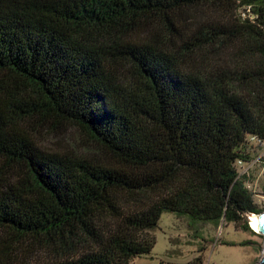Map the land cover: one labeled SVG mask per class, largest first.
I'll return each mask as SVG.
<instances>
[{"label": "trees", "instance_id": "1", "mask_svg": "<svg viewBox=\"0 0 264 264\" xmlns=\"http://www.w3.org/2000/svg\"><path fill=\"white\" fill-rule=\"evenodd\" d=\"M71 127L94 147L38 145ZM251 138L264 0H0V264H132L165 212L248 223L264 213L235 168Z\"/></svg>", "mask_w": 264, "mask_h": 264}, {"label": "rangeland", "instance_id": "2", "mask_svg": "<svg viewBox=\"0 0 264 264\" xmlns=\"http://www.w3.org/2000/svg\"><path fill=\"white\" fill-rule=\"evenodd\" d=\"M243 12L240 11L241 14ZM213 18L215 15L207 11L198 10L191 14L194 23H207ZM240 62L238 58L235 64ZM37 143L49 153H86L87 147H94L75 127L68 128L60 135L43 132L38 135ZM247 152L249 162H255L247 185L256 190V194H261L264 192V164L258 160L264 156V146L250 141ZM254 200L258 204L257 196ZM245 224L255 232L249 220L248 223L241 222L239 226L227 224L224 220L218 225L205 222L191 224L187 217L165 212L157 229L152 232L156 244L151 254L136 258L132 264H259L264 258V236L244 231ZM21 259L26 264H52L58 261L53 251L25 254Z\"/></svg>", "mask_w": 264, "mask_h": 264}, {"label": "built area", "instance_id": "3", "mask_svg": "<svg viewBox=\"0 0 264 264\" xmlns=\"http://www.w3.org/2000/svg\"><path fill=\"white\" fill-rule=\"evenodd\" d=\"M249 12H250L249 8L247 10H244V12H243L244 14L242 13V16L244 18L247 17V15H249ZM250 141H253V142H256L257 144H259L255 138H251ZM261 159L262 158H259L258 161L260 164H263ZM254 165H255V162L238 160L235 163V168H236V171L238 173L239 179L245 180L247 189L250 192H252V194H254V197H256V196L258 197L259 201H258V204L257 203L256 204L258 206H260L261 208H264V192L261 194H256V190H252L251 186L247 185V182H248L247 180L250 179L251 171H252ZM250 216H248V220L250 219Z\"/></svg>", "mask_w": 264, "mask_h": 264}, {"label": "bare ground", "instance_id": "4", "mask_svg": "<svg viewBox=\"0 0 264 264\" xmlns=\"http://www.w3.org/2000/svg\"><path fill=\"white\" fill-rule=\"evenodd\" d=\"M249 221L252 230L260 234V216L251 215Z\"/></svg>", "mask_w": 264, "mask_h": 264}, {"label": "water", "instance_id": "5", "mask_svg": "<svg viewBox=\"0 0 264 264\" xmlns=\"http://www.w3.org/2000/svg\"><path fill=\"white\" fill-rule=\"evenodd\" d=\"M260 235L264 236V213L260 214ZM259 264H264V258Z\"/></svg>", "mask_w": 264, "mask_h": 264}, {"label": "clouds", "instance_id": "6", "mask_svg": "<svg viewBox=\"0 0 264 264\" xmlns=\"http://www.w3.org/2000/svg\"><path fill=\"white\" fill-rule=\"evenodd\" d=\"M259 234V233H258ZM260 235V234H259Z\"/></svg>", "mask_w": 264, "mask_h": 264}]
</instances>
